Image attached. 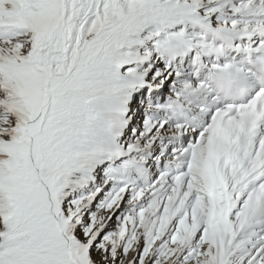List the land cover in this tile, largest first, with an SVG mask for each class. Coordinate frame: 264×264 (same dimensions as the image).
Listing matches in <instances>:
<instances>
[{"label": "snow or ice", "instance_id": "obj_1", "mask_svg": "<svg viewBox=\"0 0 264 264\" xmlns=\"http://www.w3.org/2000/svg\"><path fill=\"white\" fill-rule=\"evenodd\" d=\"M258 68L264 0H0V264H264Z\"/></svg>", "mask_w": 264, "mask_h": 264}, {"label": "rangeland", "instance_id": "obj_2", "mask_svg": "<svg viewBox=\"0 0 264 264\" xmlns=\"http://www.w3.org/2000/svg\"><path fill=\"white\" fill-rule=\"evenodd\" d=\"M137 93L129 91L127 95L125 96L123 103L121 105L122 113H118V119L120 121V131L126 132L127 131V125L130 123L132 116H127V119L124 118L127 114H125L128 111V108L132 107L131 101L135 99ZM154 101L151 99H146V97H142L138 104L133 108L134 113L141 114V120L138 122L141 125H146L147 121L151 118V108L153 106ZM91 188V184H87L83 187L76 188L77 193L81 195H87L89 192V189Z\"/></svg>", "mask_w": 264, "mask_h": 264}, {"label": "bare ground", "instance_id": "obj_3", "mask_svg": "<svg viewBox=\"0 0 264 264\" xmlns=\"http://www.w3.org/2000/svg\"><path fill=\"white\" fill-rule=\"evenodd\" d=\"M242 72V71H241ZM257 74L259 75L260 73L257 72ZM241 78L242 80L241 81H238L236 82V87L234 88V92L237 93L238 92V87H244L245 90L247 91L248 87H249V82L248 80L245 78L244 74L241 73ZM213 82L215 83L216 82V77L214 76L213 77ZM243 93H241L240 95H242Z\"/></svg>", "mask_w": 264, "mask_h": 264}, {"label": "trees", "instance_id": "obj_4", "mask_svg": "<svg viewBox=\"0 0 264 264\" xmlns=\"http://www.w3.org/2000/svg\"><path fill=\"white\" fill-rule=\"evenodd\" d=\"M75 191L77 192V190L75 189Z\"/></svg>", "mask_w": 264, "mask_h": 264}]
</instances>
